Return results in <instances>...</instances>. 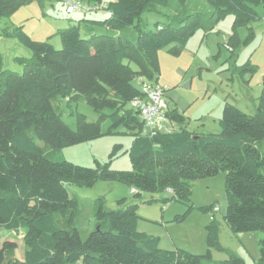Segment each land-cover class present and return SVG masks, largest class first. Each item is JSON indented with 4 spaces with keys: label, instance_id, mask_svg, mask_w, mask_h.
I'll return each instance as SVG.
<instances>
[{
    "label": "trees",
    "instance_id": "16d2710c",
    "mask_svg": "<svg viewBox=\"0 0 264 264\" xmlns=\"http://www.w3.org/2000/svg\"><path fill=\"white\" fill-rule=\"evenodd\" d=\"M28 1L0 0V16ZM83 1L106 4L109 16L92 22L109 32L82 37L80 25L70 23L57 30L61 46L55 48L34 40L22 25L6 31L30 54L16 57L20 71L0 64V229L24 228L25 246L23 258L18 259L16 242L3 240L0 264H246L231 253L212 262L209 249L198 254L179 247L161 248L158 236L138 230L135 203L106 209L98 201L94 226L85 237L74 224L77 207L69 197L68 185L118 180L135 188L133 195L169 189L172 200L187 206L173 217L181 221L193 208L186 182L220 172H224V219L232 232L262 233L255 264H264L263 95L251 114L225 101L218 132L187 129L183 113L171 108L168 115L176 123L174 129L142 134L139 113L129 106L132 98L142 94L134 82L136 76L158 84L159 49L169 46L168 53L178 56L198 28L212 27L226 12L234 15L233 31L247 27L242 41L247 44L254 37L249 23L264 18V0H205L204 8L170 11L167 21L156 23L153 31L142 29L141 14L168 10L171 0ZM174 1L181 5L185 0ZM56 96L82 97L98 118L89 121L75 112V127L71 128L52 103ZM106 120V133L133 136L125 150L130 169L110 168L109 162L97 160L89 167L56 158L61 147L102 135ZM120 152L122 145L114 144L109 160ZM206 230L207 244L224 250L218 242L215 218Z\"/></svg>",
    "mask_w": 264,
    "mask_h": 264
},
{
    "label": "rangeland",
    "instance_id": "374dc122",
    "mask_svg": "<svg viewBox=\"0 0 264 264\" xmlns=\"http://www.w3.org/2000/svg\"><path fill=\"white\" fill-rule=\"evenodd\" d=\"M205 5V0H185L181 5L171 0L168 10L162 8L143 12L140 17L141 27L143 30L153 31L156 23L167 21L170 11L194 10L204 8ZM108 12L105 8H99L88 12L75 10L68 14L60 0L25 2L10 14L0 16V64L10 70L20 71L16 57L30 54L15 37L6 33L14 25H22L34 40L49 42L55 48H60L57 32L59 28L70 22H78L84 17L103 18ZM233 17L232 12H226L212 27L198 28L178 56L168 53L169 46L157 52V82L172 92L173 98L179 104V111L186 117V127L189 130L218 132L221 114L219 108L225 101L251 114L261 96L260 81L264 75V18L260 17L249 23L254 37L249 43L243 44L247 27L239 26L233 31ZM86 30V26L80 22L79 33L82 37L87 35ZM226 44L231 45L234 51L231 52ZM132 65L135 66L133 63ZM52 103L60 118L71 128L75 127V112L83 113L89 121H95L99 115L82 97L67 100V97L56 96ZM107 126L108 120L102 123L103 134L92 140L61 147L56 158L89 167L94 166V161L97 160L100 163L109 162L110 168L130 169L131 163L125 150L129 148L133 136L121 132L106 133ZM36 143L44 147L43 142L37 140ZM116 143L122 145V152L109 160L108 154ZM186 185L191 190L189 204L193 208L181 221H174L173 217L183 213L187 206L172 200L169 189L143 191L139 195H133L130 187L121 181L98 179L89 186L68 185L67 190L77 207L74 224L81 237H85L94 226V209L98 201L106 209L135 203L140 225L161 233L162 240L173 241L174 247L198 254L209 249L212 262H220L231 253L242 258L246 264H255L258 240L262 233L258 230L235 233L229 229L224 219V172L187 181ZM150 199L153 200L149 202ZM164 199L169 200L164 202ZM215 206L219 209L214 210ZM212 218L218 222V242L224 250H217L207 244L206 225ZM23 232L24 228L0 229V244L5 239L14 240L17 244L15 256L18 259L23 258L25 248Z\"/></svg>",
    "mask_w": 264,
    "mask_h": 264
},
{
    "label": "built area",
    "instance_id": "2783aa9c",
    "mask_svg": "<svg viewBox=\"0 0 264 264\" xmlns=\"http://www.w3.org/2000/svg\"><path fill=\"white\" fill-rule=\"evenodd\" d=\"M66 13H72L75 10L88 12L105 8V3L85 2L83 0H61ZM231 51L232 47L226 44ZM137 87L141 91L140 96H136L129 101V106L138 111L142 121V134L151 135L155 132H169L175 128L176 123L169 117V105L165 96V89L159 84L152 83L142 76H136L134 79ZM261 94L264 97V75L260 81ZM135 188H130V193L134 194ZM218 206L214 210H218Z\"/></svg>",
    "mask_w": 264,
    "mask_h": 264
},
{
    "label": "crops",
    "instance_id": "0c3cea01",
    "mask_svg": "<svg viewBox=\"0 0 264 264\" xmlns=\"http://www.w3.org/2000/svg\"><path fill=\"white\" fill-rule=\"evenodd\" d=\"M108 16H109V12H108L107 16H105L103 18L84 17L83 19H81L82 21L79 20L78 22H70V23H78L79 25H80V22L83 23L86 26V29H87L86 30V33H87L86 36H89L90 34L94 33V31H97L96 34H102V33H105V32H109V30L103 25L95 24L94 22H92V20H102V19L107 18ZM114 33L117 34V32H114ZM19 66L21 67L20 64H19ZM159 85H161V84H159ZM163 87L165 89V96H166V99L168 101L169 109L176 108L179 111V109H178L179 104H178L176 98H173L171 91H169L165 86H163ZM256 105H255V107H256ZM222 107H223V105L221 106V108H219L220 109V113H221ZM137 228H138L139 231L145 232L147 234L157 235L158 238H159V246L161 248H163V249H172V248H174L175 243L173 241L169 242V241H166L165 239L162 240L161 233L154 232L150 228L148 229L147 227L141 226L139 221L137 223Z\"/></svg>",
    "mask_w": 264,
    "mask_h": 264
}]
</instances>
